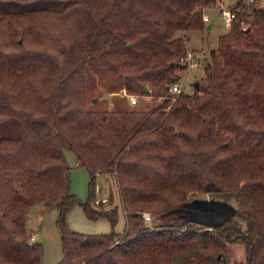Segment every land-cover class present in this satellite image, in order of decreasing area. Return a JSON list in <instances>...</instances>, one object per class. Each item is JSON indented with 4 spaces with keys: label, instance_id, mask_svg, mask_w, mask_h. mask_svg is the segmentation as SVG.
I'll list each match as a JSON object with an SVG mask.
<instances>
[{
    "label": "trees",
    "instance_id": "trees-1",
    "mask_svg": "<svg viewBox=\"0 0 264 264\" xmlns=\"http://www.w3.org/2000/svg\"><path fill=\"white\" fill-rule=\"evenodd\" d=\"M215 1L0 0V264H44L26 213L44 201L58 212L53 264H224L234 240L264 264V7L238 0L199 86L169 90L187 68L184 31L203 28ZM88 66L120 74L139 101L88 107ZM66 149L88 171L86 201L70 190ZM101 172L117 181L125 228L80 233L66 222L76 204L116 223L112 191L108 209L95 201ZM198 194L237 208L211 226L145 224Z\"/></svg>",
    "mask_w": 264,
    "mask_h": 264
},
{
    "label": "rangeland",
    "instance_id": "rangeland-1",
    "mask_svg": "<svg viewBox=\"0 0 264 264\" xmlns=\"http://www.w3.org/2000/svg\"><path fill=\"white\" fill-rule=\"evenodd\" d=\"M241 1L245 4H250L248 0ZM253 1L255 4L264 7V0ZM237 2L238 0H216L210 6H205L203 16L209 15L214 22V27H203L188 31L187 34L189 36L186 38L188 52L194 53V50H196L198 55L197 57L195 56L194 65L179 70L180 77L178 82L181 84L183 92L192 93L195 88V82L199 81L204 73V66L209 60L210 51L216 48L218 37L228 29L226 21L220 16V12L217 9L221 5L231 8ZM29 6L30 4L26 5V7ZM87 69L86 100L88 107L93 109H112L115 106L128 105L127 99L123 96L124 90L120 74L110 72L104 67L92 68L88 66ZM144 98L150 100L148 96ZM65 156L71 166L70 190L80 201H86L90 196L88 171L83 165L76 163L73 151L66 149ZM95 179L94 195L96 200L100 201L104 198L107 201L110 191L114 195L113 205L117 211L116 223L112 226L109 219L105 216L91 219L83 212L82 207L76 204L68 211L66 216L67 225L80 233L109 232L112 229L115 232H122L125 228L126 214L118 194L116 179L112 175L103 172L97 174ZM106 201H103V206L108 209L110 204L106 203ZM236 208L235 197L225 199L217 194H198L193 198H189L179 208L165 211L162 214L151 216L149 212H145L150 215V219L145 220V224H178L179 222L190 220L192 223L202 226L214 225L229 214H233ZM26 213L27 228L31 232V240L39 241L43 244V263L53 264L60 261L63 251L60 241V228H58L56 223L58 212L54 202H37L35 205L30 206ZM224 256L227 264H247L245 246L241 240L228 241Z\"/></svg>",
    "mask_w": 264,
    "mask_h": 264
},
{
    "label": "built area",
    "instance_id": "built-area-1",
    "mask_svg": "<svg viewBox=\"0 0 264 264\" xmlns=\"http://www.w3.org/2000/svg\"><path fill=\"white\" fill-rule=\"evenodd\" d=\"M249 3L252 2V0H248ZM220 12V16L224 18L226 23L230 25V22L233 20L235 16V12L232 10V8H226L221 5V7L218 9ZM202 18H204V21L209 20L207 15H204ZM181 63L185 64L186 66L194 65L195 63V53H192L191 51L188 52L185 56L181 57L179 60ZM124 90V89H123ZM170 92L172 93L173 98L176 97V95L182 91V86L178 81H175L174 84L170 86ZM123 96L125 99H127V102L130 105H135L139 101V96L133 93H126L125 90L123 91ZM101 200L106 201V199L102 198ZM96 202H99L96 200ZM144 219L147 221L150 219V215L147 213H143Z\"/></svg>",
    "mask_w": 264,
    "mask_h": 264
},
{
    "label": "crops",
    "instance_id": "crops-1",
    "mask_svg": "<svg viewBox=\"0 0 264 264\" xmlns=\"http://www.w3.org/2000/svg\"><path fill=\"white\" fill-rule=\"evenodd\" d=\"M237 4V3H236ZM235 5V4H234ZM233 5V6H234ZM217 9V8H216ZM218 10V9H217ZM208 16V18H209V20H206L205 21V26H206V24H208V23H211V27L210 28H213L214 27V22L212 21V19L210 18V16L209 15H207ZM227 25H228V28H229V24L228 23H226ZM204 26V27H205ZM206 28V27H205ZM190 30H192V29H190ZM190 30H186V31H184V34H186V37L188 38V36H189V34H187L188 33V31H190ZM228 30V29H227ZM226 30V31H227ZM225 31V32H226ZM223 34V33H222ZM219 38V37H218ZM218 42V41H217ZM186 46H187V43H186ZM188 48V47H187ZM189 49H194V48H189ZM213 49H215V48H213ZM194 53H195V56L197 57V55H198V53H197V51L196 50H194Z\"/></svg>",
    "mask_w": 264,
    "mask_h": 264
},
{
    "label": "water",
    "instance_id": "water-1",
    "mask_svg": "<svg viewBox=\"0 0 264 264\" xmlns=\"http://www.w3.org/2000/svg\"><path fill=\"white\" fill-rule=\"evenodd\" d=\"M205 27H206V28H210V27H211V23L206 24ZM248 30H249V28L246 29V32H247ZM128 43H130V41H128ZM195 86H196V87L199 86V81H196V82H195ZM145 90H147L146 87H145ZM92 100H93V102L95 101L94 98H93ZM229 215H230V214H229ZM208 226H211V225H208ZM219 256H221V255H219ZM222 259H223L224 264H227V261H226V258H225L224 255H222Z\"/></svg>",
    "mask_w": 264,
    "mask_h": 264
}]
</instances>
